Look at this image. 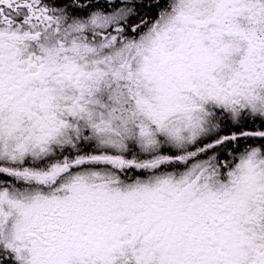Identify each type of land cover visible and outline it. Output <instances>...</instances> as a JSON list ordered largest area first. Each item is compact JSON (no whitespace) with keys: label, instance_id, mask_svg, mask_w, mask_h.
Wrapping results in <instances>:
<instances>
[{"label":"snow or ice","instance_id":"1","mask_svg":"<svg viewBox=\"0 0 264 264\" xmlns=\"http://www.w3.org/2000/svg\"><path fill=\"white\" fill-rule=\"evenodd\" d=\"M0 264H264V0H0Z\"/></svg>","mask_w":264,"mask_h":264}]
</instances>
